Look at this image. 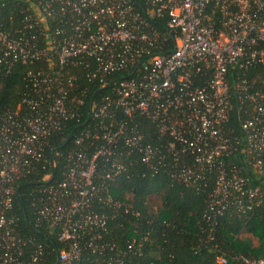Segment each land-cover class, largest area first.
<instances>
[{
  "label": "built area",
  "instance_id": "1",
  "mask_svg": "<svg viewBox=\"0 0 264 264\" xmlns=\"http://www.w3.org/2000/svg\"><path fill=\"white\" fill-rule=\"evenodd\" d=\"M24 4L15 33L0 29V66L30 65L17 107L0 104V264L42 260L45 245L21 230L17 181L57 165L46 155L52 136L85 112L63 178L48 173L32 190L34 226L58 228L57 264L118 248L110 222L139 215L114 195L120 176L165 172L197 188L213 178L208 220L264 205V78L251 76L264 67V0ZM94 86L106 88L85 110ZM140 250L130 242L120 254Z\"/></svg>",
  "mask_w": 264,
  "mask_h": 264
},
{
  "label": "trees",
  "instance_id": "2",
  "mask_svg": "<svg viewBox=\"0 0 264 264\" xmlns=\"http://www.w3.org/2000/svg\"><path fill=\"white\" fill-rule=\"evenodd\" d=\"M24 6V0H0V29L15 33L22 25ZM157 23L161 30L167 32L160 21ZM29 68V64L21 62L10 69L0 66V104L17 107L29 87L26 76ZM251 76L258 78L257 81L264 78V67L255 66ZM105 88L92 87L85 110L90 107L92 96L97 98ZM238 115L237 110L232 115L235 127L238 126ZM88 118L85 112L52 136L46 155L49 161H57L54 168L51 163H46L45 168L41 164L35 172L17 181L15 207L21 217V230L45 245L44 256L38 264H57L63 243L58 240L57 227L34 226L32 190L50 182L43 180L48 173H54L52 181L63 178L66 171L63 153L72 145L74 136ZM69 137L72 139L68 140ZM153 141H157L154 127ZM139 166L144 170V165ZM214 185L212 178L209 187L197 188L173 181L165 172H141L118 177L113 185L114 195L138 210L139 215L120 213L110 222L111 232L107 237L118 248L108 249L103 254L86 249L74 264H121L118 257L123 264H242L233 258L235 254L264 257V205L248 212L229 209L208 220L205 213ZM130 242L141 244L140 252L121 255L120 251ZM221 256L226 258V263L219 261Z\"/></svg>",
  "mask_w": 264,
  "mask_h": 264
},
{
  "label": "water",
  "instance_id": "3",
  "mask_svg": "<svg viewBox=\"0 0 264 264\" xmlns=\"http://www.w3.org/2000/svg\"><path fill=\"white\" fill-rule=\"evenodd\" d=\"M70 139V137L68 138V140Z\"/></svg>",
  "mask_w": 264,
  "mask_h": 264
},
{
  "label": "rangeland",
  "instance_id": "4",
  "mask_svg": "<svg viewBox=\"0 0 264 264\" xmlns=\"http://www.w3.org/2000/svg\"><path fill=\"white\" fill-rule=\"evenodd\" d=\"M156 201H158V200L156 199Z\"/></svg>",
  "mask_w": 264,
  "mask_h": 264
}]
</instances>
